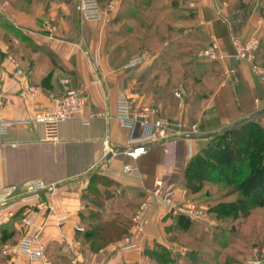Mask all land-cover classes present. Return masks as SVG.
<instances>
[{
    "label": "crops",
    "instance_id": "obj_1",
    "mask_svg": "<svg viewBox=\"0 0 264 264\" xmlns=\"http://www.w3.org/2000/svg\"><path fill=\"white\" fill-rule=\"evenodd\" d=\"M178 2L179 8L187 3L193 7V26H185L183 20L175 26H139L137 8H127L122 0H114L111 23L83 19L79 0L4 1L2 13L13 25L8 27L20 34L3 38L0 47L12 52L26 73L14 75L6 57L1 59V115L13 121L0 137V192L13 186L11 196L0 204L1 246L34 236L44 245L48 264H152L146 249L157 244L169 250L184 248L178 238L185 232L176 228L171 208L154 204L140 226L134 224L133 215L157 181L174 202L189 200L182 184L183 168L201 141L237 120L261 116L254 98L264 95V84L249 62L195 56L188 75L184 67L187 54H196L211 34L220 38L226 54L232 53L231 27L241 35L258 31L255 57L264 62V0ZM153 8L151 1L142 10L147 20ZM239 10H243L239 20L228 19L229 13ZM189 29L192 33L187 35ZM144 53L140 64L126 66L129 59ZM29 85L37 88L34 97L27 93ZM66 87L85 89L86 113H114L118 99L133 96L136 105L147 104L181 122L185 132L143 143L145 152L136 158L126 151L129 138L138 137L141 130L131 131L115 117L96 115L84 124L73 116L61 121L56 135L48 137L44 126L32 119L35 104L48 102L49 95L62 94ZM175 90L180 97L173 95ZM125 163L135 167V174L123 171ZM94 174L111 182L99 185L103 215L122 216L132 224L127 237L91 252L76 230L82 226L80 212L91 204L82 193ZM31 180H41L47 187L37 192L38 199L22 201ZM0 264L45 263L16 251L0 252Z\"/></svg>",
    "mask_w": 264,
    "mask_h": 264
},
{
    "label": "trees",
    "instance_id": "obj_2",
    "mask_svg": "<svg viewBox=\"0 0 264 264\" xmlns=\"http://www.w3.org/2000/svg\"><path fill=\"white\" fill-rule=\"evenodd\" d=\"M96 1L100 8L101 3L105 2L104 0ZM122 1L126 3L127 8L130 6L137 8L135 14H137V25L139 26H175L177 21L182 20L185 21V26H193L190 24L193 19L192 9L190 10L191 14H182V16L176 17L172 14L169 0L168 5L159 2V0ZM151 1L154 6L153 14L148 16L147 20V16L142 10L146 5L149 6ZM140 17H144L146 24H141ZM191 33L190 29L186 32L187 35ZM186 60L189 62V54H187ZM255 60L258 61L256 58ZM184 68L187 75L192 71V67L186 68V64ZM207 140H209L208 143L202 145L183 168L182 184L187 195L190 196L189 201L198 205L193 200L196 197L195 194L200 191L204 182H214L215 170L223 169L225 173L229 172L236 176L233 182L243 201H248L252 208H264V128L258 124L255 116L245 117L225 125L217 132L209 134ZM109 183H111L110 180L105 176L94 174L90 178L88 187L82 193L83 200L87 198V202L94 204L98 210V212L90 213V219L92 220L87 227L83 230H76V235L81 243L85 244L91 252L130 234L129 229L132 224L130 219L117 216L105 217L100 212V207L103 205V195L99 185L107 186ZM105 194L107 197L108 193ZM183 202L185 201L180 203ZM240 208L242 212H245V215H248L249 207L242 204ZM81 213L82 211L80 215ZM173 215L175 216L176 228L187 234L189 233V235L195 225L199 223L196 216L176 211H173ZM81 222L83 223L82 217ZM190 238L196 240L197 236L193 235ZM145 254L151 258L152 264L175 263L171 251L165 246L157 244L153 248L146 249ZM177 255H179V252Z\"/></svg>",
    "mask_w": 264,
    "mask_h": 264
},
{
    "label": "built area",
    "instance_id": "obj_3",
    "mask_svg": "<svg viewBox=\"0 0 264 264\" xmlns=\"http://www.w3.org/2000/svg\"><path fill=\"white\" fill-rule=\"evenodd\" d=\"M79 10L81 17L85 20H100L102 17V10L99 7L96 0H79ZM231 43L233 46V52L226 54L221 47L220 38L211 34L208 44L200 49L198 57L207 60H220L225 56L234 58L236 61H247L250 64V68L257 79L264 84V65L259 64L255 61V52L259 47V36L254 33L247 38L235 37L231 34ZM143 55L135 56L128 60L126 66H134L140 64L145 57ZM7 62L12 66V73L16 76H25V71L21 68L16 58L12 55L7 56ZM227 83V78L222 82ZM4 89L0 83V137L6 132L7 127L13 123L12 120H8L2 117L1 107L4 103L3 96ZM37 92L35 86H27V93L34 97ZM176 96L180 94L175 92ZM256 104L264 105V95L256 96L254 98ZM88 102V95L84 88L66 87L62 94H51L49 95L48 102L36 103L34 115L32 119L35 122H39L44 126L45 133L48 137H54L57 133L58 124L71 118L78 116L81 118L82 123L88 124L91 118L96 115H101L105 119L115 117L118 122L128 128L134 130L139 128L141 134L138 137H131L128 140L129 149L126 153L136 158L143 152L145 148L143 143L154 140L167 138L170 135H180L185 132L181 122L172 118L159 114L156 108H153L147 104H135V98L133 96H124L117 100L114 113L107 110H101L100 112H88L86 113V106ZM19 121V120H18ZM123 171L135 174L136 169L128 163L123 164ZM161 182H156V187L153 188L150 194L147 196L145 202L141 205L140 209L143 208L147 201H155L156 203L162 204L171 208L173 211L184 213L190 216H198L200 214L199 206L195 203L187 200L183 203L174 202L170 197L161 194ZM47 187L41 180H31L28 185V196H22V201H28L29 199H38V191ZM13 186L5 187L0 192V204L7 201V198L11 196L13 192ZM138 212L134 216V220H140ZM12 214V212H9ZM80 229V227H78ZM130 246V245H129ZM127 246V247H129ZM20 252L26 255L31 260H40L41 262L48 264L47 257L45 255V248L42 243L35 240L34 236H23L15 245L4 244L1 246L0 241V252L2 254H8L13 252Z\"/></svg>",
    "mask_w": 264,
    "mask_h": 264
},
{
    "label": "rangeland",
    "instance_id": "obj_4",
    "mask_svg": "<svg viewBox=\"0 0 264 264\" xmlns=\"http://www.w3.org/2000/svg\"><path fill=\"white\" fill-rule=\"evenodd\" d=\"M4 1L5 0H0V44L1 40L7 38L8 35L17 38L20 34L17 29L8 27L13 25L8 23V19L2 13ZM104 1L105 2L101 3V19L108 20L107 23H111L113 21L114 0ZM169 1L171 2L170 7H172V14L176 17H180L182 14H191L190 10L193 9V7L188 3L182 9L178 7V0ZM169 1L159 0V2L166 3L167 5ZM241 1L243 0H239V4ZM226 4L227 2H225L224 5L228 7V4ZM238 6L237 4V7ZM242 12L243 10L229 13L228 19L230 20V18L233 17L231 19H234V21L239 20ZM126 17L129 18L130 14H127ZM130 19L131 18L128 20ZM139 20L142 21L141 24H146L144 17H140ZM130 22L132 21L130 20ZM126 26H128L127 23ZM254 33H256L260 39L258 31H254L249 35H241L234 32L232 27L230 30V36L232 34L240 38H247ZM200 49L196 54L190 55V60L189 62L187 61L186 68H190L193 57H198L197 54ZM8 55L13 56L12 52L5 53L0 47V61L3 57H6L5 59L7 61ZM256 62L264 65V63L260 61ZM175 87L176 85L173 88ZM175 92L180 94L178 90H175L173 92L174 96H176ZM176 97H180V95ZM257 105V110H260L262 113H260L261 116L254 115L255 120L264 128V110H261L264 108V105ZM208 141L207 139L202 140L201 144L206 145ZM234 178H236V176H233L229 172L225 173L223 169L215 170L214 182H204L200 191L195 194L196 197H194L193 200L198 203L197 206H199L201 211L200 214L196 216L199 223L195 225L190 235L189 233H182L179 235L178 239L183 242L184 248L169 250L175 262L173 264H264V208H252L248 201H243L236 191L235 183L233 182ZM150 192L151 191L145 196L136 210V212H138V209L140 210L138 213V218L140 220L137 221L133 219L134 224L137 226L145 223L146 219L144 215L146 210L154 204H157L155 201H147L146 205L140 209ZM161 194L164 193L161 191ZM87 201L88 199L85 198V202ZM242 204L249 207L247 211L248 215L242 212L240 208ZM87 206L88 204H86V207L82 210L81 217L83 223L82 226H77V229L80 227L78 230H83V228L89 225V222L92 220L90 219L91 212H98L94 204H90L89 207ZM100 212L104 213L103 207H100ZM118 217L123 218L122 216ZM193 235L197 236L196 240H191L190 237ZM131 246L133 245L129 247ZM179 250V255H177V251Z\"/></svg>",
    "mask_w": 264,
    "mask_h": 264
}]
</instances>
